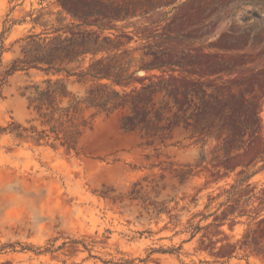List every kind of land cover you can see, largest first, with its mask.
I'll list each match as a JSON object with an SVG mask.
<instances>
[{
  "label": "rangeland",
  "instance_id": "374dc122",
  "mask_svg": "<svg viewBox=\"0 0 264 264\" xmlns=\"http://www.w3.org/2000/svg\"><path fill=\"white\" fill-rule=\"evenodd\" d=\"M35 17L46 26H33ZM61 25L72 56L81 46L91 50L66 66L71 72L106 58L129 66V83L101 81L125 105L82 112L88 128L78 155L0 131V247L55 249L80 240L105 260L264 264V230L252 234L264 218V0H158L146 15L100 28L55 0H0V34L10 26L6 49L30 32L54 39ZM18 50L3 52L2 67ZM28 81L17 73L3 87L1 128H48L19 95ZM66 84L83 96L91 82ZM143 86L151 91L129 96ZM132 101L142 109L134 112ZM131 117L149 127L160 120L161 131H125ZM190 224L201 227L193 237ZM179 247L178 254L150 252ZM9 250L0 264H95L84 260L82 244L38 256Z\"/></svg>",
  "mask_w": 264,
  "mask_h": 264
},
{
  "label": "trees",
  "instance_id": "16d2710c",
  "mask_svg": "<svg viewBox=\"0 0 264 264\" xmlns=\"http://www.w3.org/2000/svg\"><path fill=\"white\" fill-rule=\"evenodd\" d=\"M62 12L67 13L73 19L81 21V24L88 26H98L104 20L109 22L125 21L136 15H146L156 8L158 0H122L121 3L105 0H55ZM20 23H24L21 21ZM33 26H46V22H41L40 17L31 19ZM14 24V21L11 22ZM68 29L66 26L54 28L52 33L56 36L54 39L48 32L28 33L24 37L15 40V44L19 45L18 53L11 59L7 65L2 67V54L9 51L3 45L4 35L10 30V26L0 34V99H3V87L7 84L8 79L17 73H23L30 79L20 90L19 95L25 98L27 109L37 114V120L47 129L38 130L35 126L25 128L14 122L9 123L0 131L4 134L13 135L16 138L30 137L33 140L44 139L46 144L52 148L62 147L67 152H74L78 155V141L88 128V122L81 116L86 109L102 110L105 114L112 112L116 106L123 107L125 101H120L121 95L115 91L110 84L102 83V80L110 81L116 84L129 83L133 73H128L129 66L116 64L113 59H98L91 62L85 69L79 72H71L66 66L71 63L78 55H85L91 50L86 46H81L82 50L77 55L72 56L73 50L70 49L72 43L70 39L62 34V30ZM252 41L255 43L258 39L253 36ZM67 44V45H66ZM95 53V52H94ZM145 69H150L146 67ZM152 69V68H151ZM34 72V73H32ZM35 76H41V79L34 80ZM52 76L56 78L53 79ZM70 77H76L78 83L91 82L85 89L83 96L73 95L67 89V81ZM151 87L143 86L140 90H134L129 96L135 99L139 96L148 94ZM136 110L142 109L131 102ZM160 120L148 126L149 122H136L131 117L129 121H122V129L125 131L138 129L145 131L148 137L155 136L160 132ZM238 181L231 187L234 191ZM231 193V192H230ZM256 228L252 231L254 235L257 232L262 233L264 227V218L259 219ZM189 229L191 236L201 229L197 225L190 224ZM82 244L83 250L88 253L84 260L91 259L95 264H145L147 258L144 259H125L114 261L112 259L105 260L101 257L91 254V250L85 246L83 241L69 240L62 243L57 248H53L50 244L43 250L27 246H20V250H15L16 245L6 244L0 247V254L7 253L6 249H10L12 253L34 252L35 255L53 254L63 249L67 244ZM181 248L174 249H151V253H172L178 254Z\"/></svg>",
  "mask_w": 264,
  "mask_h": 264
}]
</instances>
